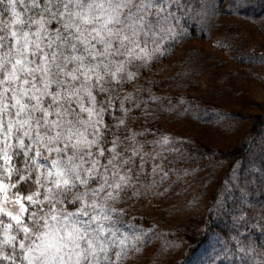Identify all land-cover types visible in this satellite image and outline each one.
Instances as JSON below:
<instances>
[{
  "label": "snow or ice",
  "instance_id": "snow-or-ice-1",
  "mask_svg": "<svg viewBox=\"0 0 264 264\" xmlns=\"http://www.w3.org/2000/svg\"><path fill=\"white\" fill-rule=\"evenodd\" d=\"M209 7L219 11V0H199L198 8L197 0H0L9 16L0 13V192L29 182L36 189L12 194L15 214L0 207L15 221L13 229L0 220L3 260L122 264L130 246L152 239L156 225H138L128 205L115 206L129 189L143 187L147 195L176 171H165L164 152L176 151L166 147L172 138L148 139L152 129L135 128V113L149 114L141 105L159 99L150 93L145 99L136 85L141 69L167 51L165 42L190 35L185 22ZM247 7L248 0H229L225 11L238 15ZM14 156L20 167L10 163ZM233 168V184L224 187L237 189L241 202L229 207L231 197L221 191L201 221L198 242L173 264H222L218 257L231 248L255 255L259 247L264 255V245L245 243L240 231L250 187L264 191V165L250 161L243 178ZM213 216L231 217L234 234L214 228ZM260 219L264 231V214Z\"/></svg>",
  "mask_w": 264,
  "mask_h": 264
},
{
  "label": "rangeland",
  "instance_id": "rangeland-1",
  "mask_svg": "<svg viewBox=\"0 0 264 264\" xmlns=\"http://www.w3.org/2000/svg\"><path fill=\"white\" fill-rule=\"evenodd\" d=\"M205 2L211 5L215 0ZM219 3L217 12L209 7L203 14L194 13L195 19L184 24L190 35L166 41L167 51L157 53V58L140 71L136 87L145 99L149 93L159 99L148 101L147 108L141 105V111L149 114L135 113L139 116L135 128L152 129L148 139L172 138L166 147L176 151L164 152L165 171H176L170 172L159 188L148 190L147 195L143 187L137 186L116 203V207L128 205L125 212L134 223L156 225L152 239L147 244L141 241L130 246L122 264H173L182 259L181 254L186 256L189 246L198 242L201 221L221 191L231 197L229 207L241 202L237 189L224 187L225 182L233 184V166L243 178L250 161H255L257 168L264 165V0H248V7L238 15L225 11L229 0ZM18 10L23 12V5L18 4ZM0 13L9 19L7 11L0 9ZM126 90L131 91L132 85H127ZM105 119L111 122L110 117ZM14 159L15 156L10 162L13 165ZM3 164L0 158V169ZM20 166L21 163L17 167ZM16 179L18 176L13 173L12 183ZM30 185L31 182L22 184L19 192L26 196L35 191V186ZM133 190L142 195L132 196ZM13 193L11 187L7 194L0 192V207L15 214L19 205ZM243 206L248 212V220L240 229L243 240L264 245V231L257 226L264 214V191L258 184L250 187ZM0 220L11 222L15 228V221L7 212L0 213ZM212 220L214 228L234 234L231 217L213 216ZM9 249L6 245L3 248L11 255ZM242 258L248 264H258L264 255L259 247L255 255L231 248L218 261L240 264ZM0 264L10 262L3 260Z\"/></svg>",
  "mask_w": 264,
  "mask_h": 264
},
{
  "label": "trees",
  "instance_id": "trees-1",
  "mask_svg": "<svg viewBox=\"0 0 264 264\" xmlns=\"http://www.w3.org/2000/svg\"><path fill=\"white\" fill-rule=\"evenodd\" d=\"M14 162H15V166L17 167L19 164H20V161L16 159H14ZM21 185L20 186H17L16 188H12V192H21ZM9 247L11 249V245H6V247ZM9 249V252L12 253V251ZM0 262H3V259L0 258Z\"/></svg>",
  "mask_w": 264,
  "mask_h": 264
}]
</instances>
